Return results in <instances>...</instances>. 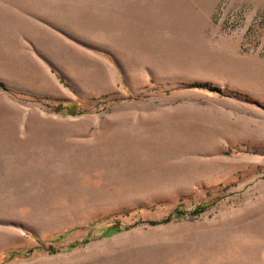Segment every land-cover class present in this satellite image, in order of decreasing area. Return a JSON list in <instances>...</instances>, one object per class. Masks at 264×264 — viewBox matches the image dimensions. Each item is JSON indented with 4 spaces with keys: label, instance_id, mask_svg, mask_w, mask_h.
Instances as JSON below:
<instances>
[{
    "label": "rangeland",
    "instance_id": "obj_1",
    "mask_svg": "<svg viewBox=\"0 0 264 264\" xmlns=\"http://www.w3.org/2000/svg\"><path fill=\"white\" fill-rule=\"evenodd\" d=\"M0 264H264V0H0Z\"/></svg>",
    "mask_w": 264,
    "mask_h": 264
},
{
    "label": "bare ground",
    "instance_id": "obj_2",
    "mask_svg": "<svg viewBox=\"0 0 264 264\" xmlns=\"http://www.w3.org/2000/svg\"><path fill=\"white\" fill-rule=\"evenodd\" d=\"M139 146V145H138ZM134 155V154H133ZM127 158V157H126Z\"/></svg>",
    "mask_w": 264,
    "mask_h": 264
},
{
    "label": "trees",
    "instance_id": "obj_3",
    "mask_svg": "<svg viewBox=\"0 0 264 264\" xmlns=\"http://www.w3.org/2000/svg\"><path fill=\"white\" fill-rule=\"evenodd\" d=\"M109 235V234H108Z\"/></svg>",
    "mask_w": 264,
    "mask_h": 264
}]
</instances>
